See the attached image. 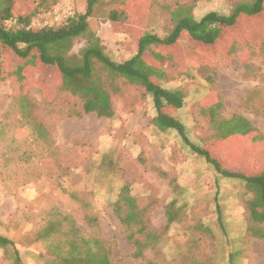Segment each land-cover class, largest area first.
Wrapping results in <instances>:
<instances>
[{"label":"rangeland","instance_id":"374dc122","mask_svg":"<svg viewBox=\"0 0 264 264\" xmlns=\"http://www.w3.org/2000/svg\"><path fill=\"white\" fill-rule=\"evenodd\" d=\"M60 1L14 0V9L35 11L31 26L41 27ZM105 1L95 8L88 25L105 52L122 61L136 51L141 34L169 33L170 12L180 4L189 5L198 18L209 11L229 14L236 3L247 0ZM66 2L76 13L85 10V0ZM110 7L128 15L125 22H117L116 29L106 17ZM242 25L231 33L237 40L228 47L223 43L218 53H208L186 38L166 50L144 53L164 71L163 86L182 91L183 106L171 114L183 123L193 143L211 144L208 139L219 130L212 120L233 115L245 118L264 135V29L255 22ZM82 45V39L75 40L70 53L77 54ZM12 62L23 66L22 70L17 72ZM1 66L0 234L14 241L24 263L43 264L40 253L46 247L32 239L52 209L68 213L84 234L97 230L111 250L109 264L128 258L145 261L131 256L132 246L113 210V200L125 183L139 204L152 205L150 225L162 232L158 252L144 250L145 259L162 256V264H190L201 250L187 248L191 241H198L214 262H224L230 251H237L232 264H264V241L250 239L245 232L246 202L255 193L240 179L218 175L175 131H157L151 125L152 102L144 90L123 79L103 78L110 89L114 117L90 112L66 118L62 109L73 106L74 98L58 91L55 66L25 63L7 50H3ZM17 89L27 94L26 104V100L17 101ZM229 139L217 137L211 144L215 159L239 171L252 172L262 166L264 146L256 150L246 138L238 145ZM171 201L176 220L164 230V207ZM85 211L97 217L95 227L84 217ZM13 258L11 247L0 248V264H12Z\"/></svg>","mask_w":264,"mask_h":264},{"label":"trees","instance_id":"16d2710c","mask_svg":"<svg viewBox=\"0 0 264 264\" xmlns=\"http://www.w3.org/2000/svg\"><path fill=\"white\" fill-rule=\"evenodd\" d=\"M104 2L106 1L85 0L84 12L73 11L71 16L57 24L32 27L31 20L35 11L17 12L14 9V0H0V76L3 50L13 53L25 63L55 66L60 79L58 91L66 92L74 98L73 106L62 109V116L66 118L80 117L90 112L99 117H114L115 109L110 89L103 83V78L110 79L111 82L118 78L123 79L126 83L141 88L151 99L154 110L151 125L157 131H175L183 144L193 154L203 157L218 175L240 179L255 193L254 198L246 202L248 217L245 232L250 239L264 241V228L261 226L264 222V163L256 171L249 172L247 169L239 171L229 168V163L227 165L220 163L212 156L211 151V144L217 137L221 139L231 137L229 142L232 145H238L246 138L248 145L257 150L264 146V135L257 133L245 118L233 115L231 118L212 120L218 123L219 130L208 139L212 140L211 144L207 141L203 144L193 143L189 140L183 123L171 114L183 106L182 91L163 86L164 71L144 57L145 52L155 53L158 48L166 50L169 46L177 45L182 38L193 42L200 49H207L208 53L214 51L218 53L223 43L228 47L230 42L237 40L231 37L234 36L231 33L234 30L239 31L242 24L255 22L264 29V0L241 1L234 5L229 14L209 11L198 18L194 17L189 5L180 4L170 12L172 29L169 33L163 36L148 32L141 34L137 39L136 51L122 61L112 59L105 52L98 35L88 25V18L92 16L95 8ZM106 17L115 29L117 22L123 23L128 19V15L118 7H110L106 11ZM77 39H82L83 45L77 54L70 53ZM13 65L17 72L22 70L23 66L15 63ZM16 97L17 101L26 100L25 104L28 102L27 94L20 89H17ZM214 116L216 115L213 114L212 117ZM40 128L42 131L39 135H42L44 129ZM220 148L218 146L214 150ZM172 187L175 189L176 185ZM138 200L125 183L113 200L114 213L124 226L125 237L132 246L131 256L139 260L143 257L145 264L165 263L162 256L154 261L144 258V250L158 252L162 232L150 225L152 205L150 203L141 205ZM174 205L175 202L171 201L164 207L166 216L164 230L176 220ZM84 215L95 227L97 217L86 211ZM217 221L221 222L220 213L217 215ZM38 227L32 242L45 245V252L40 253L43 264H93L97 261L100 264L106 261H108L106 264L110 263L111 250L106 239L96 235L97 230L90 231L89 235L84 234L68 213L52 209L45 222ZM15 245L13 240L0 234V248L11 247L14 251L12 264H26ZM189 245L188 251L201 250V253H194L198 257L190 264H232L239 253L230 251L226 256L225 261L228 260L226 263L219 262V259L214 262L205 254L203 243L191 241ZM206 257L210 259V263L206 262Z\"/></svg>","mask_w":264,"mask_h":264},{"label":"built area","instance_id":"2783aa9c","mask_svg":"<svg viewBox=\"0 0 264 264\" xmlns=\"http://www.w3.org/2000/svg\"><path fill=\"white\" fill-rule=\"evenodd\" d=\"M49 17V22L46 25H53L60 23L69 16L73 14L72 8L66 2V0H61L50 12L47 13Z\"/></svg>","mask_w":264,"mask_h":264},{"label":"crops","instance_id":"0c3cea01","mask_svg":"<svg viewBox=\"0 0 264 264\" xmlns=\"http://www.w3.org/2000/svg\"><path fill=\"white\" fill-rule=\"evenodd\" d=\"M120 264H144L143 262H139L137 260L128 258L127 260L121 261Z\"/></svg>","mask_w":264,"mask_h":264}]
</instances>
